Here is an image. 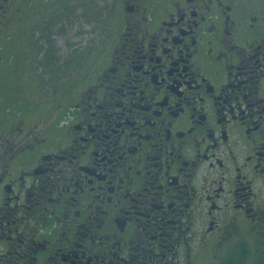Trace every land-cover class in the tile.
<instances>
[{"label": "flooded vegetation", "instance_id": "obj_1", "mask_svg": "<svg viewBox=\"0 0 264 264\" xmlns=\"http://www.w3.org/2000/svg\"><path fill=\"white\" fill-rule=\"evenodd\" d=\"M100 1L88 78L64 65L88 2L0 0V264L264 257V4ZM17 57L60 74L32 123L4 110Z\"/></svg>", "mask_w": 264, "mask_h": 264}, {"label": "rangeland", "instance_id": "obj_2", "mask_svg": "<svg viewBox=\"0 0 264 264\" xmlns=\"http://www.w3.org/2000/svg\"><path fill=\"white\" fill-rule=\"evenodd\" d=\"M253 1H259L261 4H264V0ZM83 2L85 3V5L88 2L87 11L85 15H83L86 8L85 7L82 14L83 17L79 13H76L79 19L75 23V29L68 36V40L73 42L75 46L83 48H81L79 51L73 50L71 52V57L67 54L64 55L66 60L64 65L69 66V64H72L74 71L80 69L81 67H84V65H87L89 73L88 78H91L92 74L98 69L101 63V58L98 52L103 44L100 48L96 47L106 39V27L108 24V22L106 21L110 17L103 14V11L99 6V3L101 2L100 0H87V2L83 0ZM74 4L75 3L73 2V5ZM261 4H258L256 6L261 8ZM81 8L83 9V7ZM110 11H114V9L111 7ZM87 44L88 48L84 49V46H87ZM14 49L17 52L20 47L15 46ZM51 51L52 50H50V53L48 55L39 57L38 62L42 65L49 66L50 60H52L50 55ZM5 54L9 55L10 53L9 51H6ZM13 63V69H10L7 76V81L9 82V91L15 94V98H13L15 101L13 104L11 103V105L10 102H8V104L4 106V110L7 112L10 119L12 118L11 114L19 110L21 112V115L17 116H20L22 120L26 121L27 119L25 117V114H27L28 112H24V108L28 106L29 98L33 97L34 103L37 101L36 106L47 103L46 101L52 95H50L51 91H45L44 88L48 85V81H50L52 86L58 85L60 74L57 71H53L50 77L45 73L41 74V69L37 64H35V62L29 60L25 61L18 57L13 60ZM1 67L2 66H0V71ZM2 86L4 87V83ZM31 94H34V96H31ZM59 99L62 100L61 98ZM39 121L40 120H37L36 122ZM26 122L32 123L35 122V119L30 117L29 121ZM33 153L26 156L25 161L31 160ZM251 258L249 259L250 263L248 264H253ZM258 260L260 259L256 255L253 261L255 263Z\"/></svg>", "mask_w": 264, "mask_h": 264}, {"label": "trees", "instance_id": "obj_3", "mask_svg": "<svg viewBox=\"0 0 264 264\" xmlns=\"http://www.w3.org/2000/svg\"><path fill=\"white\" fill-rule=\"evenodd\" d=\"M256 256V255H255ZM254 256V257H255ZM260 260H258L257 262L253 263V264H264V257L259 256ZM219 264H246L245 258H241L240 256H230L226 259H224V261L220 262Z\"/></svg>", "mask_w": 264, "mask_h": 264}]
</instances>
